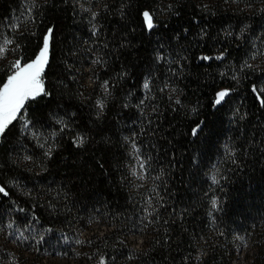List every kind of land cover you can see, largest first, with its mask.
<instances>
[{
    "label": "trees",
    "instance_id": "16d2710c",
    "mask_svg": "<svg viewBox=\"0 0 264 264\" xmlns=\"http://www.w3.org/2000/svg\"><path fill=\"white\" fill-rule=\"evenodd\" d=\"M49 28L48 95L0 135V223L90 263L264 264V0H0V87Z\"/></svg>",
    "mask_w": 264,
    "mask_h": 264
},
{
    "label": "snow or ice",
    "instance_id": "6c2138e0",
    "mask_svg": "<svg viewBox=\"0 0 264 264\" xmlns=\"http://www.w3.org/2000/svg\"><path fill=\"white\" fill-rule=\"evenodd\" d=\"M28 15H31V9H27ZM145 19L146 29L151 31L156 27L153 22V15L149 11H144L142 13ZM53 35V30L49 28L47 34L43 38V46L41 47L38 55L34 60L28 63L21 64L17 60L13 65V76L7 78V82L0 87V134H2L5 129L15 121L20 115L22 110L26 111L25 105L29 100L35 99L38 96H47L48 93L44 89V83L42 80V73L44 72L45 66L48 63L49 47L51 38ZM12 41L5 38L2 43H0V54L7 51V46L11 44ZM203 59H212V57H204ZM19 69H24L22 73L18 76L15 75ZM107 81L104 82V87L107 88ZM149 81L145 79L143 83V88H149ZM253 91L256 92L257 89L253 87ZM231 92L228 89L221 90L217 93L214 104L216 106L222 105L226 98L230 96ZM179 103V101H176ZM260 103H264V100H260ZM97 104L101 109L104 105L101 101H97ZM28 124H25L27 127ZM204 127V122L201 121L192 129L193 137H196L198 133ZM79 143H83V137L79 138ZM135 148V143L133 144ZM138 167L143 172L146 167V161L143 158L137 157ZM212 180L218 182L216 177L213 176ZM0 194L7 195L5 188L0 186ZM218 201L216 199L212 200V205L215 207ZM100 264H107L104 257L100 258Z\"/></svg>",
    "mask_w": 264,
    "mask_h": 264
},
{
    "label": "rangeland",
    "instance_id": "374dc122",
    "mask_svg": "<svg viewBox=\"0 0 264 264\" xmlns=\"http://www.w3.org/2000/svg\"><path fill=\"white\" fill-rule=\"evenodd\" d=\"M23 71L24 69L18 68V72L15 75L18 76ZM12 76L13 74L10 77ZM92 230L94 232L97 231L98 233H101L103 228H98V226L94 225ZM88 233H90L88 230H81L75 235L63 233H60V235L64 237V243L71 244L73 246L76 244L74 242L75 237H79L78 242H80L87 237ZM45 234L46 230H44V228L39 224H35L34 226L28 224L27 226L21 228L16 222L12 221H7L3 225L0 223V248L2 244L6 243L5 247L7 249V253L10 254V259H0V263L13 264L11 260L14 259V256L17 254V250L19 247H24L25 256L32 258L30 254L33 251V248H36V253L40 254V260L35 262L31 261L30 264H100L101 257L94 263L79 261V256L74 248L67 253H62L56 246L50 245L51 241L45 243ZM32 240H34L35 245L30 246V243L33 242ZM21 241L25 242V244H23L24 246L20 243ZM17 242H19V244H17ZM39 244L41 245L40 250L38 248ZM239 264H243V259L239 261Z\"/></svg>",
    "mask_w": 264,
    "mask_h": 264
}]
</instances>
